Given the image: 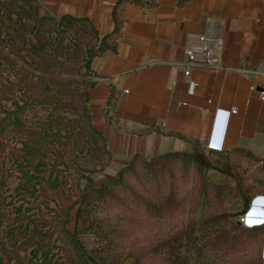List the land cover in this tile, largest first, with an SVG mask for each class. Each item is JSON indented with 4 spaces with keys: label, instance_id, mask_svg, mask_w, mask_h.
Wrapping results in <instances>:
<instances>
[{
    "label": "trees",
    "instance_id": "trees-1",
    "mask_svg": "<svg viewBox=\"0 0 264 264\" xmlns=\"http://www.w3.org/2000/svg\"><path fill=\"white\" fill-rule=\"evenodd\" d=\"M128 3L154 0H117L113 29L100 33L85 17L41 14L37 0H0V264H121V250L134 264H152V253L166 255L161 264H264V223L247 229L233 219L249 210L250 194L238 187L240 213L217 208L226 185L205 179L199 140H188L190 151L136 154L95 187L112 155L88 106L91 64L116 49ZM232 151L264 167V157ZM74 208L83 222L95 210L121 213L86 229L104 245L84 248L80 230L68 228Z\"/></svg>",
    "mask_w": 264,
    "mask_h": 264
},
{
    "label": "crops",
    "instance_id": "crops-1",
    "mask_svg": "<svg viewBox=\"0 0 264 264\" xmlns=\"http://www.w3.org/2000/svg\"><path fill=\"white\" fill-rule=\"evenodd\" d=\"M37 1L41 14L85 17L100 33L113 29L117 0ZM179 1L124 4L116 49L92 61L98 77L88 89V106L112 155L98 185L136 154L182 151L189 139L204 141L208 151L244 148L264 157V95L257 90L264 87V0ZM201 35L222 39L218 62L188 64L186 76V51ZM149 70L155 89L134 92ZM245 217L250 227L264 222V196Z\"/></svg>",
    "mask_w": 264,
    "mask_h": 264
},
{
    "label": "rangeland",
    "instance_id": "rangeland-1",
    "mask_svg": "<svg viewBox=\"0 0 264 264\" xmlns=\"http://www.w3.org/2000/svg\"><path fill=\"white\" fill-rule=\"evenodd\" d=\"M0 45V49H1ZM23 54L26 53L25 50L22 52ZM29 57V56H28ZM12 80L14 81L15 78L13 77ZM17 95H11V99H17ZM11 100L7 101V106L10 107ZM34 112H36V115H33ZM31 116L33 115L35 118H39L40 116V110L36 109L35 111L31 112ZM202 144V147L204 149L203 154L201 155V163L205 167V170L203 172L205 173V179L210 183L209 185H226V194L223 197V204L218 205L217 208L220 210H226V214H235L240 213L243 209V200H241L240 190H238V187L241 186V188L246 193V197L250 194L251 201L250 206L252 203H255L256 198H259L261 192H264V167L261 163L250 161L247 158L241 157L238 154L234 153L232 150H226L222 152L215 153H208V150L204 146V141H200ZM192 147V144L188 141L187 148H185L182 151H190ZM99 169V167L97 168ZM100 172L99 170H97ZM102 175V173H101ZM100 174L95 175V187H98V184L100 183L102 176ZM15 181L11 180V187L14 186ZM84 183V181H82ZM189 205L186 207V211L188 210ZM205 209V206H201L199 204V208L196 211V214H194V217H197L199 219L200 214H202L203 210ZM257 210V209H256ZM211 211V208L209 209ZM190 212V210H189ZM212 212V211H211ZM247 213V212H246ZM245 214L242 216H234L233 219L238 220L241 223V219L245 217ZM75 208L70 212V221L68 223V228L73 231L75 228L80 230V239L82 241V244L84 248L91 252L96 247L100 245H104V239L101 235L95 234L94 232H86V229H89L88 227L93 228V221L95 218L102 220V221H114L116 222L118 218L120 217L121 213L115 209L114 211H107V210H95L94 213H92L90 216L86 218V214L83 215L86 222L77 220L75 218ZM186 214H181L177 217H175L174 222L180 221L182 218L185 217ZM264 222L256 223V225L263 224ZM242 225L250 229L249 225H247V221L245 218V221L242 223ZM197 228V226H196ZM122 249V248H121ZM127 249V248H126ZM264 251V249H263ZM122 255H120L121 264H134L132 260L127 259L125 257L126 253L121 250ZM163 257V258H162ZM166 257L165 254L162 256L157 255L155 256L154 253H152V258L149 260L152 264H161V260ZM242 256H238L234 260L241 259Z\"/></svg>",
    "mask_w": 264,
    "mask_h": 264
},
{
    "label": "built area",
    "instance_id": "built-area-1",
    "mask_svg": "<svg viewBox=\"0 0 264 264\" xmlns=\"http://www.w3.org/2000/svg\"><path fill=\"white\" fill-rule=\"evenodd\" d=\"M223 47V41L220 37L215 35H201L197 42L186 51V64L184 65V74L187 76L189 71L188 64H196L203 68H209L217 64L219 53ZM259 69V72H263ZM264 70V69H263ZM190 85V84H188ZM193 89V85L191 86ZM264 95V92H259ZM125 117V116H124ZM243 217L241 224L245 221Z\"/></svg>",
    "mask_w": 264,
    "mask_h": 264
},
{
    "label": "water",
    "instance_id": "water-1",
    "mask_svg": "<svg viewBox=\"0 0 264 264\" xmlns=\"http://www.w3.org/2000/svg\"><path fill=\"white\" fill-rule=\"evenodd\" d=\"M153 72H155V71L149 70V71L144 73V76L140 77L139 83L134 88V92L141 94V95H143V94L147 95L155 89V84H153L151 81V76H152ZM257 90L260 92H264V87H258ZM260 197H262V196H260ZM253 205H254V203L251 204L252 208H253ZM238 224H241V223L238 222Z\"/></svg>",
    "mask_w": 264,
    "mask_h": 264
},
{
    "label": "bare ground",
    "instance_id": "bare-ground-1",
    "mask_svg": "<svg viewBox=\"0 0 264 264\" xmlns=\"http://www.w3.org/2000/svg\"><path fill=\"white\" fill-rule=\"evenodd\" d=\"M131 118H134V117L131 115Z\"/></svg>",
    "mask_w": 264,
    "mask_h": 264
}]
</instances>
